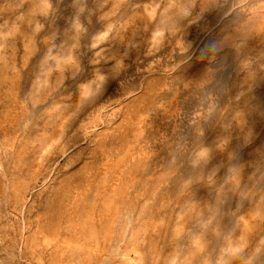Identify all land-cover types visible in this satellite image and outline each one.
<instances>
[{"label": "rangeland", "instance_id": "obj_1", "mask_svg": "<svg viewBox=\"0 0 264 264\" xmlns=\"http://www.w3.org/2000/svg\"><path fill=\"white\" fill-rule=\"evenodd\" d=\"M188 4L0 0V264L264 248V0H200L182 54ZM213 39L217 76L197 59Z\"/></svg>", "mask_w": 264, "mask_h": 264}, {"label": "clouds", "instance_id": "obj_2", "mask_svg": "<svg viewBox=\"0 0 264 264\" xmlns=\"http://www.w3.org/2000/svg\"><path fill=\"white\" fill-rule=\"evenodd\" d=\"M224 4H227V0H223ZM199 9V11H198ZM168 8H164L163 14L167 15ZM204 11L200 8V0H189V4L182 11H180L178 23L184 30V41L185 48L182 54H190L192 52V43L187 40L186 34L189 28L193 25L199 26L203 22ZM156 34H158L161 43H163L166 35L168 34L166 30L156 27ZM223 53H224V42L219 39H213L205 43L199 50L197 59L202 62H207L206 64V75L211 73L212 76H217L223 70ZM103 79V78H101ZM101 86L96 85V88L99 89ZM107 93V88H105ZM223 96V84L222 82L217 81V87L211 89L208 92L207 99L211 102V107L216 110L220 108V101ZM249 248V245L242 249L239 254L232 258L228 259L227 253H224V259L221 260L220 255L216 260V264H234L235 261H239V264H242L243 261H248L249 264H264V248L257 250V245L251 249L247 254L245 250ZM221 254V253H220Z\"/></svg>", "mask_w": 264, "mask_h": 264}]
</instances>
